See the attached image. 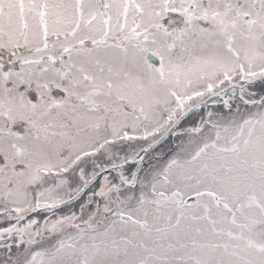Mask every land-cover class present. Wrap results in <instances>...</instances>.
I'll return each mask as SVG.
<instances>
[{
  "label": "snow or ice",
  "instance_id": "6c2138e0",
  "mask_svg": "<svg viewBox=\"0 0 264 264\" xmlns=\"http://www.w3.org/2000/svg\"><path fill=\"white\" fill-rule=\"evenodd\" d=\"M0 264H264V0H0Z\"/></svg>",
  "mask_w": 264,
  "mask_h": 264
}]
</instances>
